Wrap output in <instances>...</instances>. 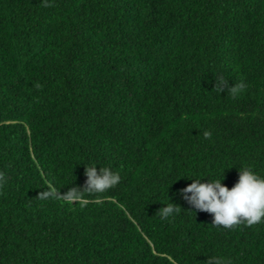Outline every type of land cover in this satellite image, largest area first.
<instances>
[{
	"label": "trees",
	"instance_id": "1",
	"mask_svg": "<svg viewBox=\"0 0 264 264\" xmlns=\"http://www.w3.org/2000/svg\"><path fill=\"white\" fill-rule=\"evenodd\" d=\"M89 164L121 179L72 203ZM243 166L264 176V0H0V264H264V222L182 195Z\"/></svg>",
	"mask_w": 264,
	"mask_h": 264
},
{
	"label": "clouds",
	"instance_id": "2",
	"mask_svg": "<svg viewBox=\"0 0 264 264\" xmlns=\"http://www.w3.org/2000/svg\"><path fill=\"white\" fill-rule=\"evenodd\" d=\"M226 86V82L220 78L214 87L222 92ZM242 87V84L231 86V91L234 94ZM209 135L205 133L206 137ZM96 166L85 165V187L83 190L76 187L68 190L64 195L69 201L78 202L80 193H103L119 183V173L108 167H100L98 171ZM224 171L219 180L207 179L202 183L201 179H191L192 183L182 190L183 198L194 209L212 214L214 227L231 229L241 223L250 227L264 222V176L258 175L250 166L239 167L238 181L229 189L222 184ZM2 177L3 173H0ZM179 211L180 207L170 202L158 213L160 219L167 220L179 214ZM206 264H227V261L221 256H211Z\"/></svg>",
	"mask_w": 264,
	"mask_h": 264
}]
</instances>
